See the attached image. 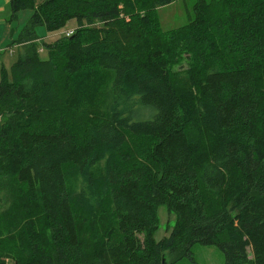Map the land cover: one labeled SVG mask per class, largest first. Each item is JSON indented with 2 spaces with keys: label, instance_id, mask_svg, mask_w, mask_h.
<instances>
[{
  "label": "trees",
  "instance_id": "trees-1",
  "mask_svg": "<svg viewBox=\"0 0 264 264\" xmlns=\"http://www.w3.org/2000/svg\"><path fill=\"white\" fill-rule=\"evenodd\" d=\"M172 1L9 0L31 15L0 73V264H264V0L163 30Z\"/></svg>",
  "mask_w": 264,
  "mask_h": 264
},
{
  "label": "rangeland",
  "instance_id": "rangeland-1",
  "mask_svg": "<svg viewBox=\"0 0 264 264\" xmlns=\"http://www.w3.org/2000/svg\"><path fill=\"white\" fill-rule=\"evenodd\" d=\"M9 0H0V4H8ZM195 0H174L157 10L158 18L163 30L174 29L182 26L188 20L189 11ZM4 18L7 15V10L4 12ZM31 15L30 10H22L18 13L17 19L12 22L6 20L0 22V73L2 67L10 71L11 65L18 56L19 46L12 45L11 41L18 35L20 29L28 21ZM3 18H0L2 20ZM77 27L76 21L71 20L67 22L66 26L59 31L48 32L43 26L36 27V34L40 41L52 42L58 37L64 35L67 30H74ZM40 57L46 58V50L40 48ZM159 216L161 225L156 233V239H161L167 235L166 226L168 225V212L166 206L159 208ZM170 224L175 220V215L171 214ZM193 258L195 263L189 259H184L176 264H223L224 257L221 251L216 247H206L196 244L192 247ZM165 263L172 260L171 256L166 255ZM9 261V259H8Z\"/></svg>",
  "mask_w": 264,
  "mask_h": 264
},
{
  "label": "crops",
  "instance_id": "crops-1",
  "mask_svg": "<svg viewBox=\"0 0 264 264\" xmlns=\"http://www.w3.org/2000/svg\"><path fill=\"white\" fill-rule=\"evenodd\" d=\"M37 3L38 2H40V1H42V0H35ZM7 10V5H6V3H2V4H0V18H3L2 20H0V22L1 21H4L5 20V18H4V12Z\"/></svg>",
  "mask_w": 264,
  "mask_h": 264
},
{
  "label": "built area",
  "instance_id": "built-area-1",
  "mask_svg": "<svg viewBox=\"0 0 264 264\" xmlns=\"http://www.w3.org/2000/svg\"><path fill=\"white\" fill-rule=\"evenodd\" d=\"M73 33V30H67L64 32L65 36H70ZM5 264H12L10 261L6 260Z\"/></svg>",
  "mask_w": 264,
  "mask_h": 264
},
{
  "label": "water",
  "instance_id": "water-1",
  "mask_svg": "<svg viewBox=\"0 0 264 264\" xmlns=\"http://www.w3.org/2000/svg\"><path fill=\"white\" fill-rule=\"evenodd\" d=\"M162 262L165 263V260H163Z\"/></svg>",
  "mask_w": 264,
  "mask_h": 264
}]
</instances>
